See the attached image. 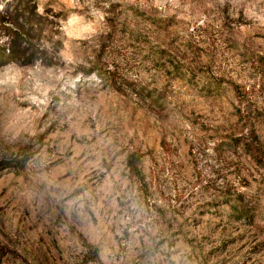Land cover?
Listing matches in <instances>:
<instances>
[{
    "label": "rangeland",
    "instance_id": "obj_1",
    "mask_svg": "<svg viewBox=\"0 0 264 264\" xmlns=\"http://www.w3.org/2000/svg\"><path fill=\"white\" fill-rule=\"evenodd\" d=\"M31 2L42 53L0 66V264H264V0Z\"/></svg>",
    "mask_w": 264,
    "mask_h": 264
},
{
    "label": "trees",
    "instance_id": "obj_2",
    "mask_svg": "<svg viewBox=\"0 0 264 264\" xmlns=\"http://www.w3.org/2000/svg\"><path fill=\"white\" fill-rule=\"evenodd\" d=\"M35 7L31 0H8L0 10V66L20 61V55L31 59L42 53L43 49L41 50V44L38 42L40 30L34 29L30 20V15L35 13ZM34 32L37 36H34ZM5 37L8 39L2 41ZM22 47L24 50L21 52ZM139 161L140 158L131 153L127 157V166L138 182L146 186L145 175Z\"/></svg>",
    "mask_w": 264,
    "mask_h": 264
}]
</instances>
